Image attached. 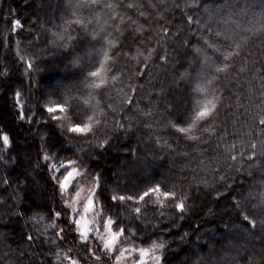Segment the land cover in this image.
<instances>
[{
	"label": "trees",
	"instance_id": "obj_1",
	"mask_svg": "<svg viewBox=\"0 0 264 264\" xmlns=\"http://www.w3.org/2000/svg\"><path fill=\"white\" fill-rule=\"evenodd\" d=\"M2 1V97L11 122L29 131L28 166L47 199L32 209L25 190L8 191L21 162L14 131L0 123V264H37L23 260L33 249L57 264L67 241L76 246L50 174L64 160L99 177V210L121 221L114 227L125 229L123 245L164 243L162 264H174L185 242L199 264H264V0H43L35 12L7 0L4 13ZM42 79L44 92L34 87ZM63 100V111H46ZM89 117L90 132L68 131ZM102 155L111 165L125 158L114 182ZM156 184L175 199L160 192L140 200ZM113 195L133 199L107 208ZM208 198L227 210L209 213ZM92 247L75 249L89 258Z\"/></svg>",
	"mask_w": 264,
	"mask_h": 264
},
{
	"label": "rangeland",
	"instance_id": "obj_2",
	"mask_svg": "<svg viewBox=\"0 0 264 264\" xmlns=\"http://www.w3.org/2000/svg\"><path fill=\"white\" fill-rule=\"evenodd\" d=\"M6 1H2L1 5V12L4 13L6 8ZM9 6H14L15 9H26V11L29 9L31 12H35V7L41 8L43 7V0L40 2V0H12L11 4ZM41 10V9H39ZM38 10V11H39ZM33 15V13H32ZM35 15V14H34ZM33 15V16H34ZM7 56L6 50L0 49V59H5ZM6 66V65H5ZM51 71L53 69L51 68ZM48 71V72H51ZM7 79L6 78H0V123L6 124L10 130L14 131L13 136V144L18 147V158L21 162V175L17 180L16 184H12L11 187L8 189V191H15L16 188L20 189V191H26L28 196L34 201L36 204V207H32V209H43L45 201L47 199V192L43 185V183L34 175V172L31 168L28 166L29 162V153L27 150V145L31 146V137H29V131L25 130L22 127L16 126L14 122H11L12 113L11 108L9 107V103L2 97L4 93H7ZM53 86H56V81L52 83ZM34 87L37 88L39 91H45L49 85H47V81H44V79L35 81ZM41 131V130H39ZM37 130V132H39ZM121 152H125L124 145L120 148L118 151L119 154ZM125 158L117 157V164L124 161ZM68 161L73 160H64L59 161L57 163L52 164V169L54 168H60L62 164H67ZM75 162V161H74ZM128 164L133 170H140L142 168V165L138 164L137 162L131 163L128 162ZM100 164L105 167L109 168L110 173V179L112 182L117 179V176L121 175L120 167L116 166L115 162L111 165V163L106 161V156L102 155L100 157ZM125 167V165L123 166ZM151 167V166H150ZM74 171V175L76 177H79L74 182H70L69 188L65 190V194L62 197L60 194V189L58 187V182L56 181L57 189L59 192V195L61 197L62 204L65 205V207L70 212V219H78L81 220V223L77 225H73L74 234L76 239L75 241V247L70 244V242H66L64 245L65 249H68L67 252L62 254H56L57 264H69V260L67 257H70L72 260H75L77 264H97V261L95 260V256L101 255V252L103 251V242L96 239L97 233L95 231L96 228V221L98 216L100 215L99 205L97 203V198L95 196L94 199V205L91 210H89L87 213L84 212V207L87 205V200L92 192L96 191L97 188V181L96 179L86 178L82 176L81 174L85 173L84 169L75 162V164L68 168L67 171ZM154 168L151 167L150 170H146L144 173V176L150 177L152 175V171ZM67 171L61 170L60 173H57L50 169V174L52 176L59 175L60 179H63L64 175L67 174ZM142 173V172H141ZM1 202V201H0ZM210 208L211 210L209 213L214 212V210L219 211L221 214L224 210H227L226 204H216V202L211 201V198H208V201L205 203L204 207ZM31 211V209H30ZM108 218L105 217V220ZM36 218L31 217L28 219L27 217L20 219L21 223L26 224L28 222H34ZM58 219L55 216V222H57ZM223 222V221H222ZM146 224V223H144ZM204 227H201L203 229ZM87 229L89 231V235L86 238L87 239V245L91 248L94 244L98 246L99 251L96 252L95 249L92 247L91 254L89 258H84V255H81L80 252L75 249L78 246H83L82 241L85 239L81 236V233ZM201 229L198 232L201 233ZM120 229H117L113 226L112 232H119ZM237 230L236 227H228L226 230H223L224 233H229L230 235L234 236L233 232ZM100 236L104 237L105 240L108 239V229L101 227L100 228ZM125 236V234H123ZM183 239V238H182ZM173 240H175L177 243H183L181 240V237L179 234L173 237ZM123 236L119 237L115 247L108 252L106 255H101V261L103 264H162V258H163V250H164V243L161 242H154L151 245H123ZM202 242V241H201ZM161 245H163L161 247ZM182 246L178 249H175L174 251L178 253L176 258L173 262L174 264H199V259L196 261L193 258V253L196 251V247L193 244H190L188 242H185L184 244H181ZM207 247H210L207 245ZM125 249H129L130 251H125ZM141 250L145 253L144 255H141ZM40 253V254H39ZM39 254V255H38ZM41 255V257H40ZM176 254H174L175 256ZM192 255V256H191ZM31 259L36 260L37 264H46L45 261L42 258L41 251L38 249H33L31 252H29V255L23 258L25 262H30ZM83 261V262H82ZM214 264V261L212 262Z\"/></svg>",
	"mask_w": 264,
	"mask_h": 264
},
{
	"label": "snow or ice",
	"instance_id": "obj_3",
	"mask_svg": "<svg viewBox=\"0 0 264 264\" xmlns=\"http://www.w3.org/2000/svg\"><path fill=\"white\" fill-rule=\"evenodd\" d=\"M75 22L76 23H80L81 21L79 19H77ZM14 24L18 25L19 21H15ZM17 97H19V93H17ZM128 103L131 104V101H128ZM63 104H67V103L63 100L62 104H57V106L55 108H48V109H46V111H48L49 113H54V112H56L58 110L59 111H63L64 110ZM20 115H21V119H23L24 117H23V113L22 112L20 113ZM197 116H198V118H200L199 113H197ZM53 118H55V117H53ZM88 120H89V123L76 124V125L70 127L68 129V131L72 132V133H87V132H90L92 130L91 123H90L92 118L89 117ZM179 131L183 133V132L188 131V129L180 128ZM191 138L195 139V137H191ZM3 142H4L5 145L9 144V137L7 135L3 136ZM44 159L47 161L49 159V157L46 155L44 157ZM74 164H75L74 161H68L67 164H62L60 168H54V169H51V170H53V171H55L57 173H60L62 169L67 171V169L72 167ZM74 171H75V169L73 171H67V174L64 175L63 179H60L59 175H54V176L51 177V179H53V180L58 182V187L60 189V194H61L62 197L65 194V190H67L69 188L70 182H74L77 179H79V177H76L74 175ZM81 175L82 176H87V173H83ZM95 179H96V181H98L99 177H96ZM98 192H99V185L97 184L96 191L91 193V195L89 196V198L87 200V205L84 207V212L85 213H87L89 210H91L93 208L94 199H95V196L98 194ZM160 192H162V194L166 198L175 199V193L174 192L166 191V190L163 189L162 185L156 184V185L150 187L147 191H145L143 193V195L140 196V200H144L145 197H148L150 193H160ZM126 199L127 200H132L133 197H131V196L125 197L124 195H120V196L113 195V196H111L110 201L107 204V208H112V207L118 206L119 203L124 202ZM176 208L180 212H183L184 208H185V204L183 202L177 203L176 204ZM135 211L137 213H139L140 212V208H136ZM55 216L57 217V219H59L60 212H56ZM246 222L247 223H251L252 227H255V221H248L246 219ZM80 223H81V220H78V219H70L68 221L69 227H71L72 225H77L78 226ZM120 223H121V221L119 219H115L114 220L111 217H109L107 220H105V217L103 215V209L101 210V213H100V215L97 218L96 228H95V231L97 233L96 239H98L99 241L103 242V251L101 252V255H106L108 252H110L115 247L118 238L123 236V234L125 232L124 228H120L119 232H115V233L112 232L113 226H117L118 227ZM101 227H104V228L108 229V239L107 240H105L104 237L99 235ZM60 232H64V229L61 228ZM59 235H60V233H57L58 237H59ZM88 235H89V231L87 229H85V231H83L81 233V236L83 238H85L82 241L84 247H87V239L86 238L88 237ZM28 239L31 240L32 237L29 236ZM162 246L163 245H161V247ZM125 251H130V250L129 249H125ZM144 254L145 253L143 252V250H141V255H144ZM101 255L95 256V260L97 261V264H103V262L101 261ZM67 259L69 260V264H77V262L75 260H72L70 257H67ZM141 264H142V262H141Z\"/></svg>",
	"mask_w": 264,
	"mask_h": 264
}]
</instances>
